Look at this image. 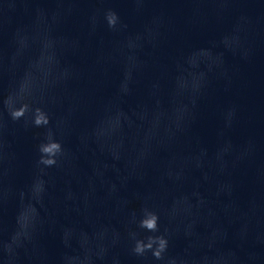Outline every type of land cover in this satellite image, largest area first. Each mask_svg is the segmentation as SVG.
<instances>
[{
  "label": "clouds",
  "instance_id": "1",
  "mask_svg": "<svg viewBox=\"0 0 264 264\" xmlns=\"http://www.w3.org/2000/svg\"><path fill=\"white\" fill-rule=\"evenodd\" d=\"M109 25H114L116 23L117 17L115 13H109L107 16ZM22 112H13L12 115L14 118L19 117L22 115ZM36 125H40L41 123L47 124L48 120L44 118H37L35 121ZM42 152L49 154L50 156H55L57 152L60 151V145L58 143H53L50 146L43 147L41 149ZM43 163L45 164H55V159H48V160H42ZM144 226L147 227L150 230H154L156 228V217L153 216L151 219L146 220L143 222ZM164 246V241H161V247ZM148 247H151V244L148 245ZM158 256L159 253H156Z\"/></svg>",
  "mask_w": 264,
  "mask_h": 264
}]
</instances>
